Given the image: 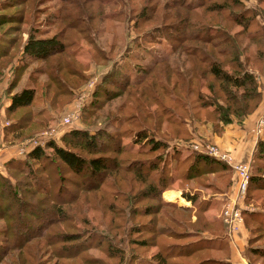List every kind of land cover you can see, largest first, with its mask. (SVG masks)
Wrapping results in <instances>:
<instances>
[{"label":"trees","instance_id":"16d2710c","mask_svg":"<svg viewBox=\"0 0 264 264\" xmlns=\"http://www.w3.org/2000/svg\"><path fill=\"white\" fill-rule=\"evenodd\" d=\"M25 1L29 0H21L20 5ZM35 1L39 3L38 0ZM94 1L99 3L100 9ZM112 1L62 0L65 7L59 16L61 23H64L61 32L45 37L38 35L41 33L40 30H32L23 46L21 60L24 59V62L15 69V78L12 85L10 84L11 92H7L8 96L18 87L19 79L30 67L40 65L30 72L27 85L11 97L6 113L7 117L13 120L6 130L7 135L10 133L23 135L34 128L41 129L51 120L50 110L54 109L53 104L59 102L64 104L72 97V89L69 87L70 78L78 77L80 80L82 78L81 70L73 65L82 50L80 41L84 40L95 47L97 52L102 51L100 46H96V40H90L92 32L95 31L94 35H96L94 26L119 20L122 17L135 21L134 29L139 32L138 34L146 33L147 38L154 42H158L157 38L161 40L169 38L168 41L176 43L177 47L180 46L182 54L179 62L181 67L170 69L168 60H162L150 68L153 78L146 84V92L149 95L148 101L157 106L158 110L153 112L145 102H138L140 109L146 107L147 120L164 116L168 125L176 127L177 135L184 134L188 138L192 136V140H200L202 137L194 133L213 120L217 122V127L221 125L224 129L226 125L234 123L233 116L237 119H245L261 104L262 95L257 76L246 68V65L252 61L251 55L244 56L249 49L248 45L244 47L243 40L227 35L228 28L220 30L221 21L215 22L210 18L208 23L212 22L214 26L208 24L200 27L201 23L194 18L195 13L201 9L205 10L204 13L221 12L238 7L243 9L244 5L240 0H227L224 3L229 4H213V6H207L205 1L172 0L165 4L162 14L158 12L159 3L149 4L151 0L147 3L144 0V3L141 2L130 9H127L126 0L116 3ZM110 5L122 9L105 12L104 8ZM245 12L247 13L245 10L238 15L239 20H232L235 25L243 27L242 32L249 31L252 26L251 20L243 21ZM20 20L23 22L25 18L21 17ZM167 21L172 23L167 24ZM149 23L156 25L142 33ZM178 32H181L182 38L176 36ZM216 33L219 36H213ZM243 39L260 47L263 38ZM7 47L5 41L0 43V72L5 65V59L10 58ZM171 49L173 52L170 55L173 56L177 49L173 46ZM254 57L256 60H262L261 54ZM163 64L167 66L161 70L157 69ZM117 75L119 76L120 72H117ZM45 76L47 79L42 80ZM147 77L144 81L148 79ZM125 79L128 87L139 86L144 82ZM104 84L110 83L105 81ZM230 87L235 91L230 90ZM135 93L136 91H131L129 98L136 99ZM110 94L113 93L106 92L101 96L106 99V103L109 100L113 101L111 100L113 98L108 97ZM143 97L148 96L143 94ZM40 99L45 106L36 111L35 106ZM104 106L105 104H102L96 108L101 109ZM149 131L150 129L146 127V130L137 132L136 141H150L151 152H161V154L149 162L145 171L151 177L162 164L163 167L162 177L157 179L155 176L153 180L158 181L157 185L149 184L146 191V199L157 201L156 206L146 207V217L158 216V223L153 220H149V224L146 223V231L150 235L146 238V248H158L151 257H146V264H230L227 244L223 240L227 238L223 222L221 219L211 221L207 216L212 201L203 199L198 191L193 196L184 191L183 197L193 204L192 207H184L176 203L164 202L162 194L170 184H176L179 178L182 183L194 182L200 188L209 189L214 194H223L231 186L230 172H233L231 167L191 148L190 151L185 150V153L186 151L188 153L184 159L181 158L183 152L176 153L178 157L175 159V166H167L166 160L162 158L163 155L167 153L166 156L170 157L168 158L170 161L174 154L169 155V151L173 149L183 151V147L178 144L174 147L169 146L170 144L164 139L156 140L149 136ZM164 136L167 137L166 134ZM61 141L66 147L56 142H49L45 147L32 149L24 157L9 160L5 164L8 170L7 176L0 169V220L5 223L0 228V243H7L9 252L13 250L18 252L14 258L17 259V264H105L100 258L88 254L99 249L103 253L106 250L108 257L111 258L124 255V247L116 244V237L124 227L122 223H117V219L121 220L119 214L112 212V218L106 224L81 221L75 216V214L79 215L80 208H75L78 212L72 211L79 196L59 184V180L48 178L44 183L43 176L39 172L42 169L41 172L46 174L50 168L57 169L56 167L61 163L67 171L89 180L90 178L101 180L107 173L119 176L120 167L117 157L120 154V143L105 132L98 131L92 134L89 130L77 128L66 132ZM75 150L84 151L88 156ZM179 160L185 170L184 174H180L178 170ZM253 160L255 171L248 186L250 193L253 189L264 191V138L258 141ZM175 167H178L176 169L179 173L178 179L172 176ZM53 172L56 173L55 170ZM14 173L22 174L23 181L14 183L13 179L15 180L17 175ZM122 181L126 182L127 179L122 177ZM74 186L78 185L74 184ZM81 186H83L80 189L82 191L99 190L98 186ZM115 188L117 194L122 190L121 185H115ZM96 205L97 203L94 207ZM65 206L68 209L62 208ZM86 212L84 211L86 214L84 219H87ZM245 217L251 231L248 253L257 264L259 259L264 260V245L259 244L264 237V210L247 213ZM79 220L91 226V229L87 231L77 229L66 233L60 231L62 225L71 226ZM252 222L257 226H250ZM133 229L131 227L129 232ZM112 232H116V235H112ZM163 238L166 240L163 241ZM104 244L107 246L105 247ZM250 263L253 264L251 260Z\"/></svg>","mask_w":264,"mask_h":264},{"label":"rangeland","instance_id":"374dc122","mask_svg":"<svg viewBox=\"0 0 264 264\" xmlns=\"http://www.w3.org/2000/svg\"><path fill=\"white\" fill-rule=\"evenodd\" d=\"M38 1L39 3H37L35 0H29L28 2L25 1L23 5H20L21 0H0V43L5 41L8 45L7 50L10 52V58L5 59L6 61L4 60L5 65L2 67L0 72V88L3 90L0 91V98L4 92L7 95V92H11L10 87L15 78V69L22 66V62H24V59L21 60V58H23L22 50L32 30H40L41 33L38 35L51 37L54 34L61 32V30L64 28V23H61L59 19V16L62 14L61 10L65 7L62 0ZM118 1L125 2V0H113L112 2L116 3ZM147 1L148 0H146V3ZM198 1H205L207 6H213V4H225L224 1L227 2V0ZM141 2L144 3V0H126L127 9L135 8ZM156 2H158L160 5L158 12L162 14L164 13L165 4L172 2V0H151L149 4H156ZM240 2H242L244 5L243 9L239 7L234 9L230 8L226 11L212 13H204L205 10L201 9L195 13L194 18L195 21L201 23L200 27L202 25L207 26L208 24L212 26V22H210L211 24L208 23L210 18H213L215 22L221 21L220 24L222 25L219 26L220 30H226L228 28L229 33L225 31L227 35H229L231 38H240V40H243L245 43L244 47L248 45L249 49L244 56L246 57L247 55H251L252 61L246 65V68L251 70L255 76H257L259 89L261 91L259 92L262 95L261 104L263 105L264 109V83L263 80L261 82V79L264 77V0H240ZM94 3L98 6V9H100L98 5L99 3L95 1ZM121 9L122 8L118 9L117 7H113L112 5L104 8L105 12H116ZM245 10L247 13L245 12V15H242L244 17L243 21L251 20L252 26L250 27L249 31L247 30L246 32H242L243 27L235 25L232 20H239L238 15ZM21 17H24L25 21L23 20L22 22L20 20ZM134 23L135 21H130L128 18L122 17L119 20L107 21L101 25L96 24L94 26L96 35H94L95 31L92 32V38H90V40H96V46H100L102 51L97 52L95 47H92L84 40L80 41L82 50L78 53V60H74L73 65L81 70L82 78L81 80L78 77L70 78L71 82L69 87L72 89V97L67 99L64 104H62V102L53 104L54 109L50 110L51 120L45 126H43V128H34L23 135L20 133H10V135L6 134V130L11 126L13 120L7 117L9 126L5 127L3 136H1L0 139V157L2 162L0 164L2 168L1 170H3L2 172L6 176L8 175V170L5 164L14 158L24 157L25 155H18L19 150H21V148H27L31 146L32 141L35 139L40 140L42 138L41 134L50 129L59 133L60 141H58V144L61 146H65L61 141L65 133L74 128L86 129L92 134L102 131L105 132L110 138H113L115 141L117 140V142L120 143V154L117 157L120 167L119 176L110 175V173H107L101 180L98 178H90L91 180H89L86 178H81L80 176L74 175L67 171V169L63 168L65 166L61 163H59V167H56L57 169L50 168L46 174L41 172L42 169L39 171L43 176L44 183L48 178L59 180V184L66 186L70 192L75 193L77 197L79 196L77 204L72 207V211H77L75 209L76 207L80 208L79 215L75 214V216L81 221H90L92 224H106L111 220L112 212H115L121 216V220L117 219V223H122L124 227L120 234L116 237V244H121L124 247V255H118L115 258H111L108 257L107 252H105L106 250H104V253L100 249L88 252L89 256L100 258L105 264H146V257H151V255L158 250L157 247L146 248V238L150 237L146 231V223L149 224V220H153L158 223V216L146 217V207L157 205V201L153 199H146V191L149 184L157 185L158 181L154 182L153 180H155V176H157V179L162 177L161 169L163 164L160 166L158 171L152 173L151 177H149L145 170L149 162L156 158V156H159L161 152L152 153L151 144L148 140L137 142L136 133L143 129L146 130L147 127L150 129V137H153L156 140L164 139L170 144L169 146L172 147H174L175 144H178L181 146V148L183 147V151H179L178 149H173L171 152L169 151V155L174 154L172 160L170 161V157L166 156L167 151L165 152L166 154H164L162 158L164 161L166 160L167 166H175V159L178 157L176 153L183 152L184 155H182L181 158L184 159L188 153L187 151L185 153V150L190 151V148L193 149L192 136L188 138L184 134L177 135L175 132L176 127L173 125H168L166 123V118L162 116V114H160L162 117L154 118L153 120H147L146 107L143 106L141 109L138 107V102H145V105L148 107L150 106L151 111L155 112L158 110L157 106H154L148 101L149 95L148 92H146V84L151 78H153L150 68L156 66L157 63L162 60H168V66L170 69L173 67H181L179 62L181 59L180 56H182V54L179 48L180 46L177 47L176 43L168 41L169 38H167L168 40H166V38H162L163 40L157 38L158 42H154L152 39L147 38L145 35L146 33L144 32H146L147 29L154 27L156 23L147 24L142 32L144 34L140 35L138 34L139 32L134 29ZM168 23L172 22L167 21V24ZM192 31L193 30H190V32ZM239 32L242 33L238 34ZM176 36L182 38L181 32H178ZM213 36H219V34L216 33L213 34ZM254 37L263 38L260 47L255 46V43L252 44V42L249 40L243 39ZM9 43H11V46H9ZM187 45L189 46V43H187ZM172 46L174 49H177L175 55L173 56L170 55L173 52L171 49ZM257 54H261L262 60H256L254 56ZM39 65L40 64L33 65V67H30L29 70H27L22 75L23 77L21 76L22 78L19 79L18 83L19 88L25 87L27 85L30 72H32L33 68L35 69ZM164 66L167 65L163 64L162 66H158L157 69L161 70L164 68ZM117 72H120L119 76L117 75ZM163 74H165V71ZM55 75L57 76L56 72ZM146 77L148 79L144 81ZM52 78L54 77L52 76ZM125 78L134 80L135 82H144L139 86L133 85L128 87L126 86L128 82L126 83L127 79ZM43 79L46 80L47 77L45 76L42 78V80ZM105 81L109 82L110 84H104ZM34 85H36V83H34ZM133 90L136 91L134 95L136 99L129 98V93ZM230 90L235 91L233 87H230ZM106 92L113 93L108 96L109 99L113 98L111 99L113 101L109 100L106 103V99L101 97L103 96V93ZM143 94L148 97H143ZM79 103L82 105L77 110L79 115L78 121L73 125L72 128H65L61 122L67 117V115L70 114L69 111H72V109ZM100 103L103 105L105 104V106L101 109L96 108L99 105H102ZM165 103L168 102L165 101ZM72 105L73 107L71 108ZM43 106H45V104H42V99H40L35 106V110L39 111L43 108ZM259 106L260 105H258L254 112L259 108ZM232 119L233 122H240V124H242L246 118L237 119V117L233 116ZM213 122L193 133L194 135L197 134L199 137H202L200 140L219 147L213 143L208 138V136L212 133L218 135L221 134L223 126L218 125L219 127H217V122L215 120H213ZM254 128L252 133L256 137L258 143L260 139L264 138V134H261L260 136L256 135L253 132ZM168 130L170 133H166ZM165 134L167 137L164 136ZM69 148L72 149L71 147ZM75 151L80 152L83 155H87V153L84 151ZM224 151L232 155L230 151ZM48 152H52V150H48ZM234 160L236 163H243L236 161L235 158ZM180 162L181 161L179 160L177 163L179 168L175 167V171H173L172 175L177 179V174H179L178 170L180 174L185 173V170ZM251 162H253L251 170V174H253L255 171L254 160ZM223 163L229 166L227 163ZM177 168L178 170H176ZM53 170H55L56 173H54ZM230 173L231 185L233 183L237 187V184L234 181V171L233 173ZM14 174H17L15 176L16 179H13L14 183L23 181L24 177L22 174ZM122 177L126 178L127 181H122ZM167 178L169 182V175ZM62 179H66V181H62ZM177 181V184H172L173 186L170 184L171 187L169 185L166 191L162 194V200L164 202L176 203L177 199L179 204H176L179 206L182 205L184 207H192V205L186 202L183 197L182 199H178L180 197L178 193H174L175 189L179 188L183 192L188 190L192 194H194L196 191L201 193L200 190L206 189L200 188L194 182L182 183L180 178ZM74 184L78 186H74ZM81 185L87 187L98 186L99 190H93L91 192L84 190L82 191L80 190L83 188ZM115 185H121L122 187L121 192L118 194L115 193ZM236 189L237 192L235 195L238 194L239 191L238 187ZM204 192L210 193L207 190ZM201 194V197H203V193ZM103 198L104 200H102ZM219 202H221V200H219L218 203ZM95 203H97V205L94 207ZM228 204L229 202L225 203L224 206H220V209L218 208V214L216 212L213 214V216L207 215L211 221L221 219L225 233L227 232L228 226L224 219V212L226 205ZM240 204L243 206L242 217L244 223L242 227H246V229H248L250 239L251 231L246 222L247 219L245 214L256 211L261 212L264 210V191H257L253 189L250 193L247 189L244 199L240 200ZM217 205L220 204L216 203L215 206L217 207ZM62 208L68 209L67 206ZM84 211H87L86 213L89 214H87V219H84L86 216ZM186 219L187 218H185V220ZM80 220L78 223H76V221L74 224H71V226L69 224H66L65 226L62 225L60 231L62 233H66L75 231L77 229H81L82 231L91 229V226L82 223ZM4 224V221L0 220V228L4 226ZM250 226L256 227L257 224L252 222ZM131 227L134 229L129 232ZM112 235H116V232H112ZM164 240L166 239L163 238V241ZM223 240L226 241L229 252L228 261H230V244L232 241L230 236H227V238ZM156 242H158V239H156ZM259 244L262 246L264 245V237L263 240L259 242ZM104 246L106 247L107 244H104ZM245 253L246 260L248 262L251 260L253 264H256L255 259L248 253V249L245 251ZM17 254L18 252L15 250L9 252L7 243H0V264H17V259L14 260ZM222 258H224V256ZM43 259H45V257ZM257 264H264V260L259 259Z\"/></svg>","mask_w":264,"mask_h":264},{"label":"built area","instance_id":"2783aa9c","mask_svg":"<svg viewBox=\"0 0 264 264\" xmlns=\"http://www.w3.org/2000/svg\"><path fill=\"white\" fill-rule=\"evenodd\" d=\"M263 80L264 83V77L261 79V82ZM0 139L1 136H3V131L5 129V127L9 126V123L7 121V115H6V108H7V104L10 101L9 99H2L0 98ZM81 103L77 104L72 111H69V115H67L66 118L63 119V121L61 122L62 125L69 129L72 128L73 125L78 121V108L81 107ZM73 107V105L71 106V108ZM256 135H263L264 134V109H263V113L260 116L257 124L255 125L254 131H253ZM41 139H35L32 141L31 146L27 147V148H21V150H19L18 155H26L27 153H29L32 149L37 148V147H45L49 142H56L58 143V141H60V136L59 133L55 130H48L46 132H44L43 134H41ZM192 148L199 153L208 155L212 158L218 159L220 161H223L225 163H227L234 171L235 174V183L237 184L238 187V194H236V197L234 198V200H230L229 204L226 205L225 208V212H224V219L225 222L227 223L228 229H227V236H230V238L232 239L233 235L236 234L240 227L243 225V217H242V210H243V206L240 204V200H243L248 186H249V182H250V178L252 176L251 174V170H252V163L253 162H243V163H236L234 160V157L220 149L219 147L206 143L202 140L199 139H195L193 140L192 143ZM0 163L1 162V157H0ZM0 169L1 168V164H0ZM241 264H250V262H248L247 260H244Z\"/></svg>","mask_w":264,"mask_h":264},{"label":"crops","instance_id":"0c3cea01","mask_svg":"<svg viewBox=\"0 0 264 264\" xmlns=\"http://www.w3.org/2000/svg\"><path fill=\"white\" fill-rule=\"evenodd\" d=\"M23 88L24 87L22 88L18 87L19 90L16 88L11 94H9V96L6 95L5 92L4 94H2L1 96L2 99L6 98L10 100L7 104V107L11 103L12 95L20 92ZM0 91L3 90H1L0 88ZM262 111H263V105L260 104L259 108L254 113L249 115L243 121L242 124L238 122H234L229 125H226L221 134L218 135L212 133L208 136V138L223 150L230 151L234 156V158L236 159V161L251 162L253 161V156L257 143V139L253 135L252 130L257 124L260 116L262 115ZM236 188H237L236 185L232 183V185L229 187L227 192L223 194L211 193L212 191L209 189H205V190L209 191L210 193L204 192L205 190H200L201 193H203V199L212 201V205L207 215L213 216V214L216 212L218 214L219 212L218 208L220 206H224L225 203L229 202L230 200H234V198L236 197L235 193L237 192ZM185 192L190 193L191 196H193V194L190 191L186 190ZM174 193H178L180 197L178 199H182L183 191L181 189L179 188L175 189ZM219 200H221V202L218 203ZM185 201L193 206L192 201H188L187 199H185ZM176 203H178L177 199H176ZM216 203L220 205H217L216 207L215 206ZM231 241L232 242L230 244L231 245L230 263L241 264L244 260H246L245 251L248 249L247 246L249 241L248 229H246V227L244 228L241 226L239 231L233 235Z\"/></svg>","mask_w":264,"mask_h":264}]
</instances>
